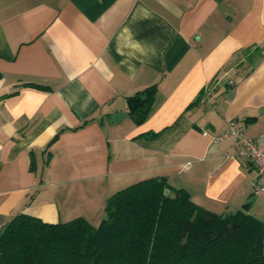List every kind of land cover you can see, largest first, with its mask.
Returning <instances> with one entry per match:
<instances>
[{
    "label": "crops",
    "instance_id": "obj_1",
    "mask_svg": "<svg viewBox=\"0 0 264 264\" xmlns=\"http://www.w3.org/2000/svg\"><path fill=\"white\" fill-rule=\"evenodd\" d=\"M151 85L136 124L127 97ZM231 120L264 134V0H0V228L97 225L112 193L160 176L264 222L236 138L212 140Z\"/></svg>",
    "mask_w": 264,
    "mask_h": 264
},
{
    "label": "trees",
    "instance_id": "obj_2",
    "mask_svg": "<svg viewBox=\"0 0 264 264\" xmlns=\"http://www.w3.org/2000/svg\"><path fill=\"white\" fill-rule=\"evenodd\" d=\"M154 97V85L127 97L136 124ZM248 206L212 212L165 177H150L112 193L97 225L82 217L49 223L13 216L0 228V264H264V222Z\"/></svg>",
    "mask_w": 264,
    "mask_h": 264
},
{
    "label": "built area",
    "instance_id": "obj_3",
    "mask_svg": "<svg viewBox=\"0 0 264 264\" xmlns=\"http://www.w3.org/2000/svg\"><path fill=\"white\" fill-rule=\"evenodd\" d=\"M229 137H234L237 140V155L255 169L253 194L264 193V134L257 137L245 135L242 126L231 120L226 130L220 135L212 137V140L222 141ZM188 166L187 162L186 167Z\"/></svg>",
    "mask_w": 264,
    "mask_h": 264
},
{
    "label": "water",
    "instance_id": "obj_4",
    "mask_svg": "<svg viewBox=\"0 0 264 264\" xmlns=\"http://www.w3.org/2000/svg\"><path fill=\"white\" fill-rule=\"evenodd\" d=\"M124 114L121 112H115L111 115V118L114 122H116L117 120H119L121 118V116H123Z\"/></svg>",
    "mask_w": 264,
    "mask_h": 264
}]
</instances>
